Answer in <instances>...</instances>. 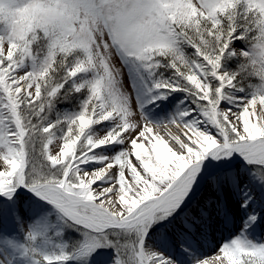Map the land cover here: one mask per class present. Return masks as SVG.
Wrapping results in <instances>:
<instances>
[{
    "label": "snow or ice",
    "instance_id": "obj_1",
    "mask_svg": "<svg viewBox=\"0 0 264 264\" xmlns=\"http://www.w3.org/2000/svg\"><path fill=\"white\" fill-rule=\"evenodd\" d=\"M257 105L264 0H0V264H264Z\"/></svg>",
    "mask_w": 264,
    "mask_h": 264
},
{
    "label": "bare ground",
    "instance_id": "obj_2",
    "mask_svg": "<svg viewBox=\"0 0 264 264\" xmlns=\"http://www.w3.org/2000/svg\"><path fill=\"white\" fill-rule=\"evenodd\" d=\"M152 112L153 113H155L156 115H164V112L162 113V112H160V111H158V109H152ZM255 117H256V119H261V118H264V113H262L261 111H260V109H258V108H256V112H255ZM233 122H235V121H233ZM156 131L160 134V135H163L164 136V138L166 139V140H168L169 141V143L170 144H172V141L170 140V138H169V136L167 135V133L163 130V129H156ZM176 130H175V128L173 127L172 128V132H175ZM101 135H103V132H101L100 133ZM235 164L237 165V166H239L240 164H241V161L239 162V161H235ZM229 206H231L230 208H231V210H236V209H238V207H239V204H237V203H234L233 201H231L230 202V204H229ZM240 210V209H239ZM233 212V211H232ZM241 215V214H240ZM243 215H241V216H237V215H235L234 214V212H233V221L234 222H230L227 226H225L223 223H214L213 224V226L211 227L214 231V233L215 234H217V235H219V236H221L222 237V232L223 233H225V234H231V232H233V230L235 229V227L237 228V230H239L240 229V227H241V217H242ZM210 228V229H211ZM209 229V230H210ZM262 229H264V223H262L261 224V227L259 228V229H257V231L255 232V233H258V232H260ZM208 230V231H209ZM254 233V234H255ZM205 238V240L206 239H208L206 236L204 237ZM203 239V238H202ZM206 246H208L207 247V251H202L201 253L203 254V257L204 258H211L212 256H213V254L215 253L214 251H216V247H215V245H208V243H206L205 244ZM200 251H201V249H200ZM101 261L103 260V258H101L100 259Z\"/></svg>",
    "mask_w": 264,
    "mask_h": 264
},
{
    "label": "rangeland",
    "instance_id": "obj_3",
    "mask_svg": "<svg viewBox=\"0 0 264 264\" xmlns=\"http://www.w3.org/2000/svg\"><path fill=\"white\" fill-rule=\"evenodd\" d=\"M169 99H171V97L169 98ZM257 108L258 109H260L259 108V105H257ZM158 111H160V112H164L165 113V111H166V109H164V110H158ZM51 148H52V150H53V154H55V151H56V148H55V146L53 145V146H50ZM235 161H239L240 162V159H239V157H237L236 158V160ZM231 201H233L234 203H237L234 199L233 200H230V202ZM238 204V203H237ZM240 209V207H238V209H237V215L240 213V212H242L241 211V209ZM239 216V215H238ZM237 232V228L235 227V229L233 230V232H231V234H225V233H223L222 232V240H221V242L220 243H222L224 240H226V239H228L231 235H233L234 233H236ZM206 234H208V242H212V241H216L217 239H216V237L212 234V232L210 233L209 231H207V233ZM257 234L258 233H255L254 235H256L257 236ZM259 235H261V233L259 234ZM204 238V237H203ZM216 245H218V244H216ZM216 245H215V247H216ZM215 252V251H214ZM101 259V258H100ZM100 259H98L97 260V264H105V262H104V260H100Z\"/></svg>",
    "mask_w": 264,
    "mask_h": 264
}]
</instances>
